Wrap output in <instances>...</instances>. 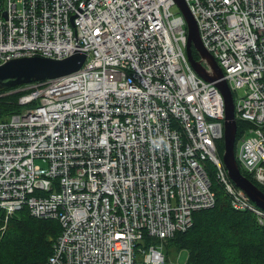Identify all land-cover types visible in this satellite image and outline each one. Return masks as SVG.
<instances>
[{"label": "built area", "instance_id": "1", "mask_svg": "<svg viewBox=\"0 0 264 264\" xmlns=\"http://www.w3.org/2000/svg\"><path fill=\"white\" fill-rule=\"evenodd\" d=\"M185 2L244 125L235 165L264 187V0ZM174 3L0 0V64L86 56L12 89L30 107L0 120V214L56 220L43 264H173L164 241L213 207L210 178L264 225L222 165L224 102L187 62Z\"/></svg>", "mask_w": 264, "mask_h": 264}, {"label": "trees", "instance_id": "2", "mask_svg": "<svg viewBox=\"0 0 264 264\" xmlns=\"http://www.w3.org/2000/svg\"><path fill=\"white\" fill-rule=\"evenodd\" d=\"M192 56L193 59L198 56L195 50ZM12 89L16 88L0 89L2 121L22 111L18 102L26 91ZM243 127V123L237 121L235 149ZM222 150L223 143L219 142L218 153ZM245 177L264 194V187L250 176ZM211 191L215 197L213 207L193 214L187 231L174 233L165 241L166 246L174 251H185L184 264H264V225L256 222L251 213L232 209L218 184L212 183ZM59 232L56 220H38L26 210L16 211L6 223L0 214V264H43Z\"/></svg>", "mask_w": 264, "mask_h": 264}, {"label": "water", "instance_id": "3", "mask_svg": "<svg viewBox=\"0 0 264 264\" xmlns=\"http://www.w3.org/2000/svg\"><path fill=\"white\" fill-rule=\"evenodd\" d=\"M174 4L181 11L184 22L186 23L185 52L187 62L190 64L192 71L200 76L204 81L211 82L220 92L224 102V133L222 136L223 150L222 165L227 170L231 182L249 198L251 203L264 210V194L259 187L253 182L247 180L244 174L237 169L235 165V136L237 133L235 118L233 115L234 103L231 98V91L223 79L220 67L214 61L211 54L206 52L201 46V41L197 35V26L190 11L186 7L185 0H174ZM198 54L197 59H193L192 50ZM85 54L74 51L71 56L54 60V58H43L37 55L33 57L22 56L12 58L5 63L0 64V89L18 88L24 84H32L35 81H44L50 78H59L66 74H72L78 70L85 60Z\"/></svg>", "mask_w": 264, "mask_h": 264}, {"label": "rangeland", "instance_id": "4", "mask_svg": "<svg viewBox=\"0 0 264 264\" xmlns=\"http://www.w3.org/2000/svg\"><path fill=\"white\" fill-rule=\"evenodd\" d=\"M171 11L175 12V7H171L170 8ZM29 108L30 105L28 104H24L21 105V110L25 109V108ZM7 119V118H6ZM235 146H236V142H235ZM237 146H238V142H237ZM237 149V148H236ZM234 149V151L236 150ZM212 173V170H211ZM210 175V173H209ZM211 183H214L213 178H210ZM162 251L165 253L166 256H168L169 261H171L173 264L177 263V264H184L185 262V258L187 256L185 251H174L172 248L167 247L166 246V242L164 241V245L162 247Z\"/></svg>", "mask_w": 264, "mask_h": 264}, {"label": "flooded vegetation", "instance_id": "5", "mask_svg": "<svg viewBox=\"0 0 264 264\" xmlns=\"http://www.w3.org/2000/svg\"><path fill=\"white\" fill-rule=\"evenodd\" d=\"M196 52V51H195ZM197 53V52H196ZM198 55V54H197ZM195 58H197V56L195 57Z\"/></svg>", "mask_w": 264, "mask_h": 264}]
</instances>
